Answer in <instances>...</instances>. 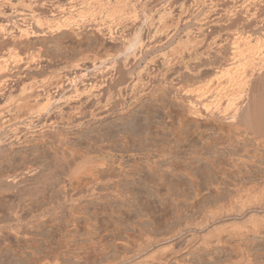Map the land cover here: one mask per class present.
Wrapping results in <instances>:
<instances>
[{
    "label": "rangeland",
    "instance_id": "rangeland-1",
    "mask_svg": "<svg viewBox=\"0 0 264 264\" xmlns=\"http://www.w3.org/2000/svg\"><path fill=\"white\" fill-rule=\"evenodd\" d=\"M38 1L0 0V28L7 29L9 33L14 31L12 33L16 35L17 28L24 29L32 26L33 17L30 15L33 14L37 19L42 20L40 21L42 27H50V25L59 24L61 20L66 21L71 18L77 21L78 25L72 23L76 24L81 36L79 39L76 38L72 31H62L52 35L45 32L46 34L34 40L30 39L32 43H25L27 40H22V44L18 47L11 40L9 41L8 37L7 41L3 40L4 43L7 42L6 44L0 42V67L5 66L4 61H7L8 66L5 73L0 74V83L1 79L7 81L3 86L2 83L0 84V89L5 87L4 91L0 92V264H91L102 260L101 264H106L105 262L109 264L110 261V264H134L140 261L138 260L140 257L143 259L142 257L146 255L138 256L136 259L130 253L125 254V248L134 246V243L143 242L148 237L152 236V239L161 241V243H154L149 248L150 250L146 251L152 253L161 251L162 246L168 243L166 239L169 240L173 232L180 235L179 239L178 235L174 237L177 239L173 240V244L181 247L190 235L196 237L197 240L204 236L210 238L214 234L216 236L218 231L220 234L222 227L223 233L218 234V239L221 241L219 246L212 241V248L204 251L202 246L198 248L196 244L184 252L166 253L164 256L166 261H164L166 264H186L185 262L202 264V260L205 264H208V261L211 262L209 264H214V261L218 259L223 260L224 254L229 250L231 252L234 246L241 245L242 248L248 249L247 252H250V257L254 258L257 264H264V192L260 191V188H264V137L259 133L261 137L255 139V135L247 127H240L238 131L233 130V133L230 132L228 134L231 135L227 136L224 130H227L228 125L234 124L235 121L228 124L230 122L219 119L206 123V121L197 119L195 122L196 119L194 121L188 116L185 109L189 98L184 95L189 93L188 91L190 93L197 91L196 89H199L197 86L201 88L204 83L208 82L206 79L217 81L218 84L211 82L215 85L212 86L215 90L221 88V83L222 86L227 85L224 76L219 81L215 76L223 72L226 65L233 62L232 60H236L235 53L237 52L238 56L239 53L249 55V59H252L249 60L251 64L254 60L255 69L264 67V43H262L264 41V0ZM118 8L121 9L122 14L113 13L114 9ZM12 26L17 28H12ZM98 28L100 32L96 33L94 30ZM109 31L116 42L107 40L110 36ZM136 34H140L142 46L136 50H132L133 47L125 50L121 40L130 41L137 36ZM261 46H263L262 49ZM17 55H20L22 59V62L18 64L15 63ZM32 57L37 61L34 65H38L33 70H31ZM100 57L106 60V67L115 66L114 70L117 71H114L115 74L111 71L108 75L104 74L107 87L102 91V100L107 99L113 93L117 94V89H123L125 84L127 105H125L123 114L117 111L119 114L114 112L104 119L92 121L89 119V121L90 112L98 113L90 105L99 95L96 87L99 85L100 75L95 73L94 65H98ZM75 65L79 68L75 69ZM117 69L121 71L118 72ZM258 73L254 74L255 78ZM55 75L58 77L56 78ZM109 75L114 79L112 82L108 81L110 80ZM194 75H200L197 78L202 77L206 81L201 79L203 82H200L199 79L195 80L196 77L194 80L190 79ZM117 76L121 77L120 80ZM65 77L68 80H76L75 89L78 93H88L80 97L79 102L64 103L70 96L75 95L74 87L67 85ZM59 83L61 87L58 86ZM22 89L23 94H21ZM214 89H210L214 92L211 100L215 99V95L218 94L216 93L218 90ZM139 93L146 95L131 106L132 102L129 101H133V96L138 97ZM259 93L262 95V91ZM47 96L53 101H58L57 106L64 112L74 114L66 115L74 120L64 116L62 120L56 118L57 121L53 124V116L43 114L37 120L28 121L26 111L29 108L36 109L38 105L45 103ZM175 97L178 98L175 100ZM87 99L90 100L87 106L83 105L82 103ZM222 101L223 99L219 104L221 110H224L226 105L221 103H226ZM18 103H21L24 109L22 106L20 108ZM26 106H29L28 109ZM79 108L80 110H77ZM241 108L242 111V105ZM261 108H264V102L258 110L256 106L253 112L258 114L261 111L263 114L264 109ZM79 111L86 115H84V120L79 116L81 114ZM128 117H134L136 121L141 119L139 123L145 127L146 133L138 131L139 138L136 131L135 137H133L134 134L125 132L112 135L104 140L100 139L98 131L102 132L109 127L108 125L120 127V123ZM76 119L84 121H81L83 125L79 128L75 126L80 122ZM142 125L139 124V128L144 129ZM201 129L204 131L200 132ZM187 131L190 132V140L182 143V146L174 143L176 133ZM140 134L143 139L140 138ZM208 141L215 142L217 146L213 144L212 149L200 151L201 145L209 143ZM71 153L73 156L75 154V158L71 156ZM68 168L72 171L71 175H68ZM28 169L33 170V174L24 175L22 179L16 177L23 171L28 172ZM14 177H16L15 182L11 183ZM233 196H240L244 204L249 200L251 208L249 205L245 206L246 210L243 209L240 216L236 214L237 212L226 215L224 211V214L221 211L220 214L224 218L209 220L212 223L207 222L208 225L205 227L203 223L206 220L207 209L209 214L217 213L220 211L218 206L220 205L221 208L225 203V208L228 209V205H232L233 210H238L235 208H239V203L243 201L240 202L239 197L236 198V205V202L230 201L231 197L234 199ZM260 200L262 204L259 203ZM252 202H254L253 206ZM51 204H54L53 207ZM215 208L218 209L217 212ZM218 215L219 213L215 214V216ZM250 216L255 221L256 218L257 221L260 220V224L257 223L260 226L256 231L251 230V225L247 224V220L250 223ZM200 221L203 227H200L202 226ZM234 224L242 225L244 229L239 231L246 232L243 235H240L242 232L238 233L239 237L224 233L229 231L230 226ZM226 227L228 229L225 231ZM214 230L218 231L214 232ZM154 232L158 234L155 235ZM130 244L132 245L128 246ZM123 255L124 257L128 255L126 257H131L132 260L129 259L125 263L119 262ZM215 264L218 263L215 262Z\"/></svg>",
    "mask_w": 264,
    "mask_h": 264
},
{
    "label": "bare ground",
    "instance_id": "bare-ground-1",
    "mask_svg": "<svg viewBox=\"0 0 264 264\" xmlns=\"http://www.w3.org/2000/svg\"><path fill=\"white\" fill-rule=\"evenodd\" d=\"M35 1V0H34ZM38 1V0H37ZM243 1V0H242ZM6 2V1H5ZM39 2V1H38ZM247 2V1H246ZM249 2V1H248ZM252 2V1H251ZM20 3V2H19ZM250 3V2H249ZM253 3V2H252ZM256 3V2H255ZM29 4H31V3H29ZM44 4V3H43ZM33 5V4H32ZM42 5V4H41ZM245 5H246V3H245ZM14 6V5H13ZM16 6V5H15ZM43 6V5H42ZM41 6V7H42ZM46 6V5H45ZM27 7V6H26ZM29 7L31 8V5H29ZM28 7V8H29ZM242 7V6H241ZM261 7V6H260ZM6 8V7H5ZM45 8V7H44ZM120 8V7H119ZM114 9V11L115 12H113V13H117V14H119L120 12H122L121 11V9ZM20 9V8H19ZM242 9V8H241ZM249 9V8H248ZM247 9V10H248ZM73 12V11H72ZM253 12V11H252ZM264 12V11H263ZM16 13V12H15ZM19 13V12H18ZM21 13V12H20ZM32 13H33V11H32ZM61 13V12H60ZM254 13V12H253ZM8 14V13H7ZM38 14V13H37ZM120 14H122V13H120ZM247 14H249V13H247ZM56 15V14H55ZM33 17V19H31L33 22H32V26H27V28H24V29H21V28H15V27H13L12 26V28H15L16 29V35H14L12 32H14V31H11L10 33L7 31V29H5V28H3V29H1L0 31V42H3V40L4 39H6L7 37L8 38H10V39H8L9 41L11 40V42L12 43H14L15 45H16V47H18L20 44H22L21 43V41L22 40H27V41H25V43H27V42H29V43H32V42H30V39H35V38H37L38 36H42V35H44V33L46 32V33H49V35L51 34H54V33H61L62 31H72V33L74 34V36L76 37V38H78L79 39V36H81L79 33V31H78V27L76 26V24L78 25V23H76L77 21H73V19H68V20H66V21H60V23L58 24L57 22V24H54L53 26H51L50 25V27H42V22H40V21H42L41 19L39 20V19H37V17H35V16H33V14L32 15H30V17ZM86 16V15H85ZM122 17V16H121ZM135 17V16H134ZM79 18H81V17H79ZM121 19V18H120ZM9 20V19H8ZM82 20V19H81ZM247 20H249V19H247ZM128 21V20H127ZM232 21V20H231ZM249 21H251V20H249ZM13 22V21H12ZM25 22V21H24ZM72 22H74V23H76V24H73ZM81 22V21H80ZM79 22V23H80ZM135 22V21H134ZM44 23V22H43ZM232 23H233V21H232ZM12 24V23H11ZM14 25H15V23H13ZM16 24H17V22H16ZM112 24V23H111ZM1 25V24H0ZM8 25V24H7ZM18 25H20V24H18ZM31 25V24H30ZM215 25V24H214ZM44 26V25H43ZM118 26V25H117ZM24 27H26V26H24ZM79 27H80V24H79ZM108 27V26H107ZM116 27V26H115ZM221 27V26H220ZM112 28V27H111ZM64 29V30H63ZM80 29V28H79ZM264 29V28H263ZM9 30V29H8ZM110 30V29H109ZM91 31V30H90ZM96 33H98V31H99V28H98V30L97 29H95L94 30ZM111 31V30H110ZM110 31H109V35H110ZM100 32V31H99ZM45 33V34H46ZM106 33V32H105ZM135 34V33H134ZM71 35V34H70ZM119 35V34H118ZM137 35V34H136ZM135 35V36H136ZM140 34H138L136 37H134V38H132V39H130V41L129 40H124V39H122L121 40V43H123L122 44V46L124 47V49L126 50V48L127 49H129L130 47L132 48V50L134 49V50H136V49H138V48H140L141 46H142V41H141V39H140V36H139ZM204 35V34H203ZM100 36V35H99ZM114 36H116V35H114ZM206 36V35H205ZM44 37V36H43ZM50 37V36H49ZM65 37V36H64ZM74 37V38H75ZM51 38H53V37H51ZM107 38V37H106ZM117 38V37H116ZM119 39V38H118ZM117 39V40H118ZM128 39V38H127ZM108 41H110V42H116V41H114V40H116V39H114L113 38V36H108V39H107ZM208 40V39H207ZM4 41H7V39L6 40H4ZM36 41V40H35ZM58 41V40H57ZM248 41V40H247ZM34 42V41H33ZM59 42V41H58ZM79 42H80V40H79ZM89 42H91V41H89ZM244 42V41H243ZM7 43V42H6ZM6 43H2V44H6ZM28 43V44H29ZM56 43V42H55ZM206 43V42H205ZM262 43H264V41H262ZM10 44V43H9ZM8 44V45H9ZM35 44V43H34ZM33 44V45H34ZM88 44V43H87ZM113 44V43H112ZM237 44V43H236ZM235 44V45H236ZM242 44V43H241ZM26 45V44H25ZM29 47H31L30 45H28ZM38 46V45H37ZM102 46V45H101ZM9 47V46H8ZM24 47V46H23ZM207 47V46H206ZM260 47V46H259ZM262 47L263 46H261V49H262ZM12 48V47H11ZM198 48V47H197ZM205 48V47H204ZM235 48V47H234ZM248 48V47H247ZM5 49V48H4ZM18 49V48H17ZM249 49V48H248ZM258 49V48H257ZM264 49V48H263ZM15 50V49H14ZM124 50V51H125ZM130 50V49H129ZM243 50V49H242ZM253 50V49H252ZM199 51V50H198ZM200 51H202V50H200ZM232 51V50H231ZM230 51V52H231ZM16 52V51H15ZM122 52V51H121ZM130 52V51H129ZM128 52V53H129ZM139 52V51H138ZM135 53V52H134ZM215 53V52H214ZM248 53V52H247ZM258 53V52H257ZM108 54V53H107ZM122 54V53H121ZM188 54V53H187ZM213 54V53H212ZM238 54V52L237 53H235V59L236 60H232L231 62L232 63H229V65L227 66L226 65V69H224L223 70V72L221 71L220 72V74L219 75H216L215 77H217V80L219 81V79H222L223 78V76H224V79H226L225 81H226V83L225 84H227V85H225V86H222L221 84H220V86H221V88L218 90V89H214V88H212V86L215 84V83H217V81H215L214 82V80H212V79H209V80H212V81H209L208 79H206L208 82H206V84L204 83V85H203V83H202V87L200 88L199 86H197V88H199V89H196L197 91H192L193 92V94H192V92L190 93V91H188L189 93H185L184 95H185V97L187 96V98H189V99H187V101H186V107H185V109L187 110V113H188V116H190L191 118H193V120L195 121V119H196V121L195 122H197V119L199 120H202V121H206V123H207V121L208 122H210V120H212V121H214L215 122V120H219V119H223V121H227V122H230V123H228V124H231V122H234V124L232 123L231 125H228L229 126V128L227 129V130H224V131H226V133H227V136H230L228 133H230V132H232L233 130L234 131H238L239 130V128L240 127H247L248 129H250V131H251V133L253 134V135H255V139L256 138H259V137H261L260 135H259V133L264 137V113L263 114H261V111H260V113H258V114H255L253 111H254V109L256 108V106H257V110L262 106V104H263V102H264V67L262 66V68H258V69H255V63H254V60L252 61V64H251V61H249V60H252V59H249L250 58V56L249 55H243L242 53H239V56L237 55ZM15 55V54H14ZM13 55V56H14ZM52 55V54H51ZM110 55V54H109ZM214 55V54H213ZM212 55V56H213ZM217 55V54H216ZM234 55V54H233ZM263 55V54H262ZM41 56V55H40ZM86 56V55H85ZM132 56V55H131ZM201 56V55H200ZM31 57V56H30ZM84 57V56H83ZM96 57V56H95ZM117 57H119V56H117ZM191 57V56H190ZM199 57V56H198ZM198 57H197V59H198ZM203 57V56H202ZM206 57V56H205ZM238 57H239V59H238ZM256 57V56H255ZM262 57V56H261ZM16 60H15V63L16 64H18L19 62H22V59H21V57H20V55H17L16 57ZM37 58V57H36ZM111 58V57H110ZM121 58V57H120ZM216 58V57H215ZM229 58V57H228ZM251 58H252V56H251ZM257 58V57H256ZM264 58V57H263ZM14 59V58H13ZM118 59V58H117ZM233 59H234V57H233ZM184 60V59H183ZM187 60V59H186ZM201 60H202V58H201ZM205 60V59H204ZM261 60V59H260ZM4 61V60H3ZM36 60H35V58L34 57H32V60H31V63L33 64V66H31V70H33L34 68H36L37 66H35L34 64L37 62H35ZM99 61V63H98V65L97 66H95L94 64V71H95V73L97 74V75H100V79H99V85H98V87H96V88H98V90H99V95L98 96H96L95 97V99L93 100V103H91V105L90 106H92L93 107V109L95 108L96 109V111L98 112V113H96L95 111V113L97 114H95L94 112H90V114H89V116H88V120L90 119L91 121L92 120H99V119H104L105 117H108L111 113H114V112H120L121 114H123V112L125 111V105H127L126 104V101H127V95H126V85L124 84V90L122 89V88H120L121 90H119V89H117V94H114L113 93V95L111 94L108 98H107V96L105 95V97L107 98V99H104V100H102V98H101V96L103 95V93H102V91H103V89L105 88V87H107L106 86V81H107V79H105V77H104V74H107L108 75V72L109 71H111V72H114V71H116V70H114V69H116V68H114V67H112V68H109L108 66L106 67V60L104 59V60H102L101 59V57H100V59L98 60ZM111 61V60H110ZM135 61V60H134ZM206 61V60H205ZM30 62V61H29ZM194 62H195V60H194ZM193 62V63H194ZM197 62V61H196ZM207 62V61H206ZM209 62V61H208ZM256 62V61H255ZM260 62V61H259ZM259 62H257V63H259ZM4 63H5V66L3 65L2 67H0V74H2V73H5V71L8 69L7 67V61H4ZM108 63V62H107ZM199 63V62H198ZM200 63H201V61H200ZM210 63V62H209ZM224 63V62H223ZM16 64H14V65H16ZM112 64V63H111ZM172 64V63H171ZM189 64V63H188ZM203 64V63H202ZM219 64V63H218ZM236 64H240V65H236ZM57 65V64H56ZM128 65V64H127ZM195 65H196V63H195ZM201 65V64H200ZM207 65V64H206ZM257 65V64H256ZM1 66V65H0ZM42 66V65H41ZM210 66H212V65H210ZM209 66V67H210ZM20 67H21V65H20ZM46 68H47V66H45ZM196 67V66H195ZM198 67V66H197ZM204 67V66H203ZM208 67V68H209ZM215 67V66H214ZM30 68V67H29ZM43 68V67H42ZM79 68V66L78 65H75V69H78ZM190 68V67H189ZM199 68V67H198ZM207 68V67H206ZM219 68V67H218ZM238 68V69H237ZM18 69V68H17ZM23 69V68H22ZM56 69V68H55ZM200 69H201V67H200ZM217 69V68H216ZM263 69V70H262ZM43 70H44V68H43ZM54 70V69H53ZM118 70V72H120L121 70H119V69H117ZM124 70V69H123ZM196 70V69H195ZM222 70V69H221ZM52 71V70H51ZM178 71V70H177ZM201 71V70H200ZM202 71H203V69H202ZM205 71V70H204ZM117 72V71H116ZM174 72V71H173ZM187 72V71H186ZM207 72V71H206ZM256 72L258 73V75H257V78H255L256 76H254V74H256ZM85 73V72H84ZM110 73V72H109ZM192 73V72H191ZM196 73V72H195ZM36 74V73H35ZM114 74H115V72H114ZM113 74V77H115V75ZM122 74V73H121ZM123 74H124V72H123ZM197 74V73H196ZM200 74V73H199ZM203 74V73H202ZM213 74V73H212ZM7 75V74H6ZM59 75V74H58ZM141 75V74H140ZM148 75V74H147ZM205 75V74H204ZM209 75V74H208ZM211 75V74H210ZM45 76V75H44ZM56 76V75H55ZM60 76V75H59ZM78 76V75H77ZM82 76H84V75H82ZM120 76V75H119ZM167 76V75H166ZM186 77H187V75H185ZM198 76H200V75H197V76H195L194 75V77L193 76H191V77H193V78H190V79H193L194 80V78L196 77V79L195 80H198L199 78H197ZM213 76V75H212ZM58 76H56V78H57ZM152 77V76H151ZM173 77V76H172ZM175 77V76H174ZM190 77V76H189ZM214 77V78H215ZM20 78V77H19ZM47 78V77H46ZM77 78V77H76ZM109 78H110V80L108 79V81L109 82H112L114 79H112V76L111 75H109ZM117 78H119L118 76H117ZM121 78V77H120ZM120 78H119V80H120ZM123 78V77H122ZM165 78V77H164ZM202 80H203V78L202 77H200ZM208 78V77H207ZM210 78V77H209ZM18 79V78H17ZM52 79V78H51ZM54 79V78H53ZM65 79L67 80H65L66 82H67V85L68 84H70V85H72L73 87H74V91L75 92H73V93H75V95H73V96H70L68 99H66V101L64 102V103H68V102H70V101H78L79 102V99H80V97L82 98V96L84 97L86 94H88V93H78L77 92V89H75L76 88V80L75 79H72V80H68L66 77H65ZM80 79V78H79ZM82 79V78H81ZM189 79V80H190ZM201 79H199L198 81H202ZM2 80V86L3 85H5V83L7 82V81H3L4 79H1ZM11 80V79H10ZM16 80V79H15ZM28 80V79H27ZM35 80V79H34ZM46 80V79H45ZM55 80V79H54ZM98 80V79H97ZM122 80V79H121ZM183 80V79H182ZM192 80V81H193ZM206 80H203V81H206ZM9 81V80H8ZM56 81H58V80H56ZM116 81V80H115ZM172 81V80H171ZM181 81V80H180ZM202 81V82H203ZM224 81V82H225ZM53 82V81H52ZM59 82V81H58ZM62 82V81H61ZM60 82V83H61ZM82 82V81H81ZM119 82V81H118ZM188 82V81H187ZM211 82H214V84H211ZM221 82V81H220ZM223 82V81H222ZM0 83V84H1ZM22 83V82H21ZM42 83V82H41ZM59 83V84H60ZM122 85H123V80H122ZM120 83V84H121ZM183 83V82H182ZM195 83H196V81H195ZM58 84V86L59 87H61L62 85V83L59 85ZM113 84V83H112ZM116 84H118V83H116ZM152 84V83H151ZM198 83H196L195 85H197ZM200 84V83H199ZM218 84V83H217ZM111 85V84H110ZM114 85V84H113ZM201 85V84H200ZM7 86V85H6ZM15 86V85H14ZM26 86V85H25ZM83 86V85H82ZM119 86V85H118ZM131 86V85H130ZM136 86V85H135ZM148 86V85H147ZM215 86V85H214ZM213 86V87H214ZM29 87V86H28ZM32 87V86H31ZM47 87V86H46ZM56 87H57V85H56ZM59 87H57V88H59ZM72 87V88H73ZM111 87V86H110ZM113 87V86H112ZM137 87V86H136ZM217 87V86H216ZM25 88V87H24ZM54 88V87H53ZM95 88V87H94ZM114 88V87H113ZM133 88H135L134 87V85H133ZM179 88V87H178ZM193 88V87H192ZM4 89H5V87H2L1 89H0V92L3 90L4 91ZM46 89V88H45ZM71 89V88H70ZM92 89V88H91ZM127 89H128V87H127ZM144 89V88H143ZM148 89V88H147ZM189 89V88H188ZM210 89H214L215 91H217L218 90V92H216V93H218V94H216L215 95V99H210V98H212V93H214V92H212L213 90H210ZM10 90V89H9ZM47 90V89H46ZM61 90V89H60ZM68 90V89H67ZM113 90V89H112ZM119 90V91H118ZM134 90V89H133ZM133 90H132V93H133ZM192 90V89H191ZM79 91V90H78ZM110 91V90H109ZM170 91V90H169ZM262 91V95H260L261 93H259V92H261ZM31 92V91H30ZM55 92H56V89H55ZM88 92V91H87ZM106 92V91H105ZM113 92V91H112ZM135 92V91H134ZM157 92V91H156ZM172 92V91H171ZM195 92V93H194ZM231 92V93H230ZM2 93V92H1ZM0 93V94H1ZM24 93V90L22 89V93L21 94H23ZM27 93V92H26ZM48 93V92H47ZM46 93V94H47ZM108 93V92H107ZM124 95H123V94ZM228 93H230V94H228ZM33 94V93H32ZM69 94V93H68ZM137 94V93H136ZM140 94V93H139ZM166 94V93H165ZM173 94V93H172ZM226 94H228V95H226ZM97 95V94H96ZM130 95V94H129ZM144 95H146L145 93H141L140 95H138V97L136 96V97H134L133 96V101H129V102H132L131 103V106L132 105H135V103L137 102V100H139L141 97H143ZM194 97H193V96ZM31 96V95H30ZM39 96V95H38ZM46 96V95H45ZM44 96V97H45ZM88 96V95H87ZM92 96V95H91ZM132 96V95H131ZM150 96V95H149ZM152 96V95H151ZM154 96V95H153ZM174 96V95H173ZM263 98H262V97ZM12 97V96H11ZM37 97V96H36ZM48 97V96H47ZM53 97V96H52ZM90 97V96H89ZM89 97H88V99H89ZM92 97H94V96H92ZM103 97V96H102ZM190 97H191V99H190ZM193 97V98H192ZM33 98H34V96H33ZM132 98V97H131ZM152 98V97H151ZM178 98V97H177ZM176 97H175V100L177 99ZM86 100V101H84L82 104L83 105H86L87 103H88V101H90V100ZM91 99V98H90ZM221 99H223V101H225V103L226 104H224V103H221L222 105H226L225 107H224V110L222 111L221 110V108H220V101H221ZM22 100V99H21ZM174 100V101H175ZM181 100V99H180ZM247 100V104H245L244 105V102ZM14 101V100H13ZM26 101V100H25ZM24 101V102H25ZM36 101V100H35ZM42 101V100H41ZM82 101V100H81ZM178 101H179V99H178ZM222 101V102H223ZM20 102V101H19ZM29 102V101H28ZM185 102V101H184ZM215 102V103H214ZM57 103H59L58 101H53V100H51V98H47L46 100H45V103H41L40 105H38L37 107H36V109H33L32 110V108L30 109L29 108V110H27L26 111V113H27V115H28V117H27V120L28 121H30V119L31 120H37L38 118H40L41 117V115H43L44 114V116L46 115V116H50V115H52L53 116V119H54V122H53V124L55 123V121H57L58 119L59 120H62V119H64V116H68V114L69 113H66V112H64L63 110H62V108H60V107H58L57 106ZM182 103V102H181ZM18 104H20V108H21V106L23 107V105L21 104V103H18ZM26 103H24V105H25ZM129 104V103H128ZM258 104V105H257ZM16 105V104H15ZM31 105V104H30ZM56 105V106H55ZM82 105V106H83ZM130 105V104H129ZM241 105L243 106V110L241 111L240 110V108H241ZM80 106V105H79ZM87 106V105H86ZM176 106V105H175ZM18 107V108H19ZM27 107V106H26ZM29 107V106H28ZM28 107H27V109H28ZM91 107V108H92ZM17 108V109H18ZM35 108V107H34ZM76 108H78V107H76ZM80 108H81V106H80ZM80 108L79 109H77V110H80ZM129 108V107H128ZM17 109H15V110H17ZM23 109H24V107H23ZM23 109H21L22 111H23ZM64 109V108H63ZM87 109V108H86ZM242 109V108H241ZM261 109H264V108H261ZM35 110V111H34ZM72 110V109H71ZM70 110V111H71ZM74 110V109H73ZM129 110V109H128ZM249 110H250V112L252 111L253 113H250L249 112ZM20 111V110H19ZM75 111V110H74ZM81 111H82V109H81ZM126 111H127V108H126ZM174 111V110H173ZM172 111V112H173ZM175 111H177L176 109H175ZM263 111V110H262ZM17 112H18V110H17ZM21 112V111H20ZM72 112V111H71ZM80 112V111H79ZM89 112V111H88ZM117 112V113H118ZM170 112V111H169ZM241 112V113H240ZM23 113V112H22ZM77 113V112H76ZM75 113V114H76ZM81 114L79 115V113H78V115L80 116V117H82V120H84V118H85V114L83 113V112H80ZM72 114V113H71ZM69 114L70 116H72V115H74V114ZM119 114V113H118ZM85 115V116H84ZM88 115V114H87ZM178 115V114H177ZM66 116V117H67ZM78 116V117H79ZM181 116V115H180ZM252 116V117H251ZM65 117V118H66ZM75 117H77V116H75ZM80 117H79V119H80ZM130 117V116H129ZM127 118V119H124V121H122V123H120V127L119 126H117V125H108L109 127L108 128H105L104 130L103 129H101V130H103L102 132H99L98 131V133H100V139L102 140H104V139H107L108 137H112V135L113 136H115V134H120V133H122V134H124L125 132L126 133H128V134H134V136L133 137H135V135H136V131H137V136H138V131H141V133H143V132H145L144 130H145V127L141 124V123H139V121L141 120H139L138 121V119H137V121H136V116H135V118L133 119V118ZM169 117V116H168ZM182 117V116H181ZM251 117V118H250ZM57 118V120H55ZM68 118V117H67ZM69 118H71L72 119V117H69ZM68 118V119H69ZM185 118V117H184ZM21 119V118H20ZM144 119V118H143ZM183 119V118H182ZM72 120H74V119H72ZM77 120V122H79L78 121V119H76ZM81 120V121H82ZM89 120V121H90ZM181 120V119H180ZM179 120V121H180ZM80 121V122H81ZM142 121V120H141ZM187 121V120H186ZM50 122V121H49ZM48 122V123H49ZM66 122V121H65ZM77 123L75 126H77L78 128L81 126V125H83L82 124V122H84V121H82L81 123ZM185 122V121H184ZM187 122H189V121H187ZM222 122V121H221ZM52 123V122H51ZM137 123H139L140 124V126L142 125L143 127H144V129L142 128H139L140 126H139V124H137ZM178 123V122H177ZM190 123V122H189ZM199 123V122H198ZM203 123V122H202ZM213 123V122H212ZM216 123H218V122H216ZM69 124V123H68ZM71 124V123H70ZM183 124V123H182ZM119 125V124H118ZM185 125V124H184ZM189 125V124H188ZM199 125V124H198ZM205 125V124H204ZM3 126V125H2ZM63 126V125H62ZM167 126V125H166ZM179 126V125H178ZM187 126V125H186ZM206 126V125H205ZM212 126V125H211ZM221 126V125H220ZM226 126V125H225ZM227 126V127H228ZM68 127V126H67ZM73 127V126H72ZM71 127V128H72ZM185 127V126H184ZM188 127V126H187ZM186 127V128H187ZM219 127V126H218ZM73 128H76V127H73ZM149 128H150V126H149ZM176 128V127H175ZM186 128H185V130H186ZM195 128V127H194ZM162 129V128H161ZM171 129H173V128H171ZM177 129V128H176ZM181 129V128H180ZM188 129H190V128H188ZM209 129V128H208ZM207 129V130H208ZM217 129V128H216ZM222 129V128H221ZM225 129V128H224ZM147 130V129H146ZM151 130V129H150ZM184 130V131H185ZM202 130V129H201ZM218 130H220V129H218ZM179 131V130H178ZM204 130H202V131H200V132H203ZM224 131H223V134H224ZM154 132V131H153ZM165 132V131H164ZM172 132V131H171ZM181 132V131H180ZM222 131H220V133H221ZM262 132V133H261ZM140 133V132H139ZM146 133V132H145ZM169 133V132H168ZM175 133V132H174ZM190 133V132H189ZM188 133V131L187 132H184V133H176V137H174L173 139H174V143H179L180 145L182 144V143H186V141H188V140H190V138H189V134ZM192 133H195V132H192ZM197 133V132H196ZM217 133H219L218 131H217ZM233 133V132H232ZM237 133H239V132H237ZM118 134V135H119ZM144 134V133H143ZM142 134V135H143ZM149 133H147V135H148ZM165 134V133H164ZM214 134V133H213ZM153 135V134H152ZM163 135V134H162ZM166 135H168V134H166ZM173 135V136H174ZM203 135V134H202ZM145 136V135H144ZM149 136V135H148ZM198 136H200V135H198ZM226 136V137H227ZM233 136V135H232ZM235 136V135H234ZM16 137V136H15ZM49 137V136H48ZM158 137V136H157ZM165 137V136H164ZM172 137V136H171ZM221 137V136H220ZM223 137V136H222ZM235 137H237V136H235ZM9 138V137H8ZM60 138V137H59ZM63 138V137H62ZM128 138H130V137H128ZM138 138H139V136H138ZM140 138H142L141 137V134H140ZM166 138V137H165ZM189 138V139H188ZM201 139H202V137H200ZM206 138V137H205ZM209 138H210V136H209ZM214 139H215V137H213ZM230 138V137H229ZM64 139H65V137H64ZM143 139V138H142ZM145 139H146V137H145ZM148 139V138H147ZM164 139V138H163ZM236 139V138H235ZM50 140V139H49ZM134 140V139H133ZM137 140V139H136ZM154 140V139H153ZM159 140H160V138H159ZM158 140V141H159ZM165 140H167L168 141V139H165ZM171 139H169V141H170ZM212 140V139H211ZM232 139L230 138V141H231ZM253 140V139H252ZM48 141V140H47ZM62 141H65V140H62ZM118 141V140H117ZM140 141H141V139H140ZM155 141V140H154ZM192 141V140H191ZM201 141V140H200ZM237 141V140H236ZM235 141V142H236ZM259 141V140H258ZM137 142V141H136ZM135 142V143H136ZM153 142V141H152ZM206 142V141H205ZM209 142V141H208ZM221 142V141H220ZM232 142H233V140H232ZM260 142H262V141H260ZM173 143V142H172ZM189 143H192V142H189ZM137 144V143H136ZM138 144H139V142H138ZM145 144V143H144ZM215 145V142L213 143H211V142H209V143H204L203 145H201V149H200V151L202 150L203 151V149H206V150H210V149H212L213 147H214V145ZM222 144V143H221ZM229 145H230V143H228ZM263 144V143H262ZM48 145V144H47ZM58 145V144H57ZM104 145V144H103ZM169 145V144H168ZM62 146V145H61ZM182 146V145H181ZM180 146V147H181ZM191 146V145H190ZM189 146V147H190ZM193 146H195V145H193ZM217 145H215V147H216ZM141 147V146H140ZM139 147V148H140ZM171 147V146H170ZM252 147H253V145H252ZM257 147H259L258 145H257ZM49 148V147H48ZM66 148H68V147H66ZM97 148V147H96ZM162 148V147H161ZM179 148V147H178ZM177 148V149H178ZM246 148V147H245ZM53 149V148H52ZM57 149V148H56ZM90 149V148H89ZM160 149V148H159ZM180 149V148H179ZM247 149V148H246ZM49 150V149H48ZM60 150V149H59ZM69 150V149H68ZM96 150V149H95ZM154 150V149H153ZM162 150H163V148H162ZM187 150V149H186ZM243 150H244V148H243ZM257 150V149H256ZM54 151V150H53ZM52 151V152H53ZM57 151V150H56ZM143 151V150H142ZM155 151V150H154ZM217 151V150H216ZM55 152V151H54ZM72 152V151H71ZM148 152V151H147ZM152 152V151H151ZM157 152V151H156ZM160 152V151H159ZM178 152H179V150H178ZM192 152V151H191ZM195 152V151H194ZM210 152V151H209ZM245 152V151H244ZM256 152V151H255ZM56 153V152H55ZM54 153V154H55ZM82 153V152H81ZM154 153V152H153ZM174 153V152H173ZM188 153V152H187ZM206 153H207V151H206ZM62 154V153H61ZM70 154V153H69ZM79 154V153H78ZM144 154V153H143ZM162 154V153H161ZM80 156H81V154H79ZM145 155V154H144ZM153 155V154H152ZM207 155V154H206ZM46 156V155H45ZM57 156H58V154H57ZM60 156V155H59ZM71 156H73L72 155V153H71ZM74 156H75V154H74ZM73 156V158H75ZM143 156V155H142ZM151 156V155H150ZM214 156V155H213ZM251 156H255V155H251ZM55 157V156H54ZM82 157V156H81ZM80 157V158H81ZM53 158V157H52ZM61 158H62V156H61ZM70 158H72V157H70ZM69 158V159H70ZM79 158V159H80ZM256 158V157H255ZM262 158V157H261ZM55 159V158H54ZM77 159H78V157H77ZM76 159V160H77ZM257 159V158H256ZM64 160V159H63ZM62 161V160H61ZM71 161H74L75 162V160H71ZM49 162V161H48ZM51 162V161H50ZM77 162V161H76ZM209 162V161H208ZM56 163V162H55ZM216 163V162H215ZM54 164V163H53ZM60 164V163H59ZM64 164V163H63ZM259 164V163H258ZM64 165H66V164H64ZM75 165V164H74ZM171 165V164H170ZM175 165V164H174ZM202 165V164H201ZM178 166V165H177ZM66 167V166H65ZM71 167H73V166H71ZM70 167V168H71ZM183 167V166H182ZM212 167V166H211ZM67 168V167H66ZM215 168V167H214ZM214 168H213V170H214ZM147 169H148V167H147ZM150 169H152V168H150ZM155 170H157L156 168H154ZM29 170V169H28ZM27 170V171H28ZM54 169H52V171H53ZM63 170V169H62ZM153 170V169H152ZM151 170V171H152ZM176 170V169H175ZM38 171V170H37ZM41 171V170H40ZM52 171H50V172H52ZM66 171V170H65ZM121 171V170H120ZM178 171V170H177ZM258 171V170H257ZM33 172V170H29L28 172H24L23 171V173L21 174H19L18 176H16V177H21V179H22V177L24 176V175H31V173ZM47 172V171H46ZM68 175H71V173H72V171H71V169L69 170V168H68ZM181 172V171H180ZM183 172V171H182ZM187 172V171H186ZM190 172V171H189ZM126 173V172H125ZM184 173V172H183ZM206 173V172H205ZM33 174V173H32ZM108 174V173H107ZM114 174V173H113ZM263 174V173H262ZM37 175V174H36ZM39 175H40V173H39ZM151 175V174H150ZM152 175H153V173H152ZM161 175V174H160ZM175 175V174H174ZM44 176V175H43ZM104 176V175H103ZM107 176V175H106ZM16 177H14L13 178V180H11L12 182L11 183H14L15 181V179H16ZM48 177V176H47ZM127 177V176H126ZM154 177V176H153ZM159 177V176H158ZM176 177V176H175ZM208 177V176H207ZM211 177V176H210ZM240 177V176H239ZM57 178V177H56ZM59 178V177H58ZM95 178V177H94ZM184 178V177H183ZM237 178V177H236ZM55 179V178H54ZM77 179V178H76ZM99 179V178H98ZM160 179V178H159ZM162 179V178H161ZM191 179V178H190ZM205 179V178H204ZM56 180V179H55ZM78 180V179H77ZM96 180V179H95ZM9 181H10V179H9ZM76 181V180H75ZM147 181V180H146ZM157 181V180H156ZM7 182V181H6ZM171 182V181H170ZM191 182V181H190ZM19 183V182H18ZM112 183V182H111ZM159 183V182H158ZM192 183V182H191ZM23 184V183H22ZM193 184H195V183H193ZM12 185V184H11ZM17 185V184H16ZM15 185V186H16ZM17 187V186H16ZM23 187V186H22ZM26 188H27V186H25ZM256 187V186H255ZM9 188V187H8ZM10 188H12V187H10ZM258 188V187H257ZM22 189V188H21ZM25 189V188H24ZM250 189V188H249ZM59 190V189H58ZM53 191V190H52ZM61 191V190H60ZM62 191H64V190H62ZM80 191V190H79ZM239 191H240V189H239ZM253 191V190H252ZM260 191L262 192H264V188H260ZM17 192H19V191H17ZM55 192V191H54ZM77 192V191H76ZM22 193V192H21ZM90 193V192H89ZM91 193H94V192H91ZM245 193H246V191H245ZM18 194V193H17ZM50 194V193H49ZM236 194V193H235ZM241 194V193H240ZM248 194V193H247ZM262 194V193H261ZM51 195V194H50ZM60 195V194H59ZM83 195V194H82ZM242 195V194H241ZM263 195V194H262ZM53 196V195H52ZM65 196V195H64ZM246 196V195H245ZM249 196V195H248ZM264 196V195H263ZM229 197V196H228ZM239 197V200H240V202L241 201H243V202H241V203H239V208L237 207V208H235V209H238V210H233L234 209V207L231 205L232 204V202H236L235 204L237 205V200H236V198H238ZM238 197H236V196H233V198L234 199H232V197H231V199H230V201H232V202H228V204L230 203V205L231 206H229L228 205V209L227 208H225V203L223 204L224 205V207H223V205L221 206V208H224L223 210H221V208H220V205L218 206V208H219V210L220 211H218V209H216V212L217 213H219V215L218 216H215V214L217 215V213H213V212H211L212 214H209L207 211H208V209H207V211H206V220L204 221V226L205 225H208V223L207 222H211V221H209V220H214V219H216L217 220V218H220V217H223V215H221L220 214V212L222 211V213H223V211H224V213H226V215L227 214H229V213H233V214H235L236 212V214L238 215V216H240V214H241V212H243L242 210L245 208V206H248L249 204H251V202L248 200V202H246L245 204H244V200L242 199H240V196H238ZM62 199H63V197H61ZM247 198V197H246ZM245 198V199H246ZM47 199V198H46ZM64 199H66V198H64ZM260 199H262V198H260ZM52 200V199H51ZM236 200V201H235ZM253 200V199H252ZM259 200V199H258ZM258 200H257V202H258ZM46 201V200H45ZM65 201V200H64ZM254 202H256V201H254ZM254 202H252V206L254 205L253 203ZM256 202V203H257ZM261 202V200L259 201V203ZM248 203V204H247ZM256 203H255V206H256ZM76 204V203H75ZM74 204V205H75ZM247 204V205H246ZM261 204H262V202H261ZM264 204V203H263ZM54 205V204H53ZM53 205L51 204V206L53 207ZM236 205H235V207H236ZM48 206V205H47ZM227 206V205H226ZM254 206V207H255ZM210 207V206H209ZM212 207V206H211ZM230 207V208H229ZM262 207H263V205H262ZM261 207V208H262ZM40 208V207H39ZM47 208V207H46ZM56 208V207H55ZM213 208V207H212ZM249 208H251V205H249ZM203 209V208H202ZM263 209V208H262ZM244 210H246V209H244ZM249 210V209H248ZM247 210V211H248ZM205 211V210H204ZM203 211V212H204ZM210 211H211V209H210ZM209 211V212H210ZM16 212V211H15ZM19 212V211H18ZM51 212V211H50ZM215 212V211H214ZM10 213V212H9ZM12 213V212H11ZM199 213H200V210H199ZM223 213V214H224ZM30 214V213H29ZM203 214V213H202ZM12 215H14V214H12ZM231 215V214H230ZM229 215V216H230ZM242 215V214H241ZM46 216V215H45ZM198 216V215H197ZM196 216V217H197ZM254 216V215H253ZM257 216V215H256ZM13 217V216H12ZM203 217H204V215H203ZM203 217H201V219L203 218ZM251 217V216H250ZM249 217V218H250ZM20 218V217H19ZM30 218V217H29ZM224 218V217H223ZM227 218V217H226ZM21 219V218H20ZM32 219V218H31ZM221 219V218H220ZM219 219V220H220ZM44 220V219H43ZM223 220V219H222ZM258 220H259V218H258ZM20 221V220H19ZM202 221V220H201ZM200 221V222H201ZM202 221V222H203ZM260 221V220H259ZM259 221H257V218H256V221H255V219L253 218V217H251L250 218V220H249V222L250 223H248V220H247V224H250L251 226V230H253L254 229V231H256V229H258V227L260 226L259 224H260V222ZM202 222H201V224L200 223H198V224H200V225H202V226H200V227H203V224H202ZM207 223V224H206ZM212 223V222H211ZM246 223V222H245ZM257 223H259V224H257ZM189 224V223H188ZM246 224V225H247ZM197 225V224H196ZM235 225V226H234ZM234 225H232V226H230L231 227V229H229V231L227 230L228 228L226 227V229H225V231L227 230V232H224V233H228V235L229 236H234V235H239L242 231H239L240 229L241 230H243L244 228H243V226L242 225H237L236 226V224H234ZM188 226H190V225H188ZM195 226V225H194ZM198 226V227H199ZM239 226H241V227H239ZM191 227H193V226H191ZM199 227V228H200ZM206 227V226H205ZM204 227V228H205ZM246 227V226H245ZM186 228H187V226H186ZM197 228V227H196ZM198 228V229H199ZM221 229V228H220ZM219 229V230H220ZM248 229V228H247ZM194 230V229H193ZM217 232L218 230H214V232ZM223 227H222V229L220 230V234H221V232L223 233ZM259 231V230H258ZM13 232V231H12ZM209 232V231H208ZM246 231H244V233H245ZM249 232V231H248ZM18 233V232H17ZM154 233H156V232H154ZM171 233H172V231H171ZM176 233V234H175ZM173 232V235L172 234H170V235H172L171 236V238H169V240L168 239H166V241H168V243H167V245H164V246H162V250L161 251H154V252H152V253H147L148 252V249L150 248V247H152L151 245H153L154 243L156 244L157 242H159L158 240H160V239H156V240H154V239H152V236L151 237H148V235H147V237L148 238H146V240H144L143 242H137V241H135V242H137V244L136 243H134L135 245L134 246H132V247H127V248H125L126 250V253L125 254H131L132 256H134V257H136V259H138V256H141V255H146L145 257L143 256L142 258L143 259H138V260H140V261H137L136 263L134 262V264H150V263H154V264H166V260H165V254L166 253H169V252H171V253H173V254H176V253H178V252H184V251H186V250H189V248L191 247V246H195L196 244H197V247L198 246H202L203 247V250L204 251H206V250H209L210 248H212V245H213V243H212V241L214 242V244L216 245V246H219L220 245V243H221V241L218 239V236L220 235L219 234V231L216 233L217 235L215 236V234L214 235H212L210 238H206L205 236L204 237H200V239H198L197 240V238L196 237H193L192 235H190V238L189 239H187L186 241H185V243H184V245L183 246H175V244H173V240H175V239H179L180 237V235H178L177 234V232ZM231 235H230V234ZM239 233V234H238ZM243 232L240 234V235H243L244 234ZM16 234V233H15ZM148 234V233H147ZM158 234V232L155 234V235H157ZM180 234V233H179ZM209 234H211V233H209ZM219 234V235H218ZM142 235V234H141ZM176 235H178V237L176 236ZM227 235V236H228ZM177 237V238H174V237ZM192 236V237H191ZM239 237V236H238ZM142 238H143V236H142ZM167 238V237H166ZM141 239V238H140ZM232 239V238H231ZM230 240V239H229ZM170 241H172V242H170ZM177 241V240H176ZM165 242V241H164ZM179 242V241H178ZM133 243V242H132ZM159 243H161V241L159 242ZM227 243L229 244V242L227 241ZM226 243V244H227ZM177 244V243H176ZM132 244H130V245H128V246H131ZM181 245V244H180ZM222 245V244H221ZM224 245V244H223ZM237 245H240V244H237ZM229 246V245H228ZM194 248V247H193ZM199 248V247H198ZM197 248V250H200V249H198ZM228 248V247H227ZM124 249V248H123ZM160 249V248H159ZM150 250V249H149ZM196 249H194V251H195ZM202 250V251H203ZM232 251L230 252V250L228 251V253H226V254H224L225 256L222 258L223 260H216V261H214V264H215V262H217L218 264H257V262H256V260L254 259V258H251L250 257V255H249V253L247 252L248 251V249H245V247L244 248H242V246L240 245V246H234V248L233 249H231ZM122 251H124V250H122ZM147 251V252H146ZM193 251V250H192ZM201 251V250H200ZM204 251H203V253H204ZM199 252V251H198ZM226 251H224V253H225ZM230 252V253H229ZM201 253V252H200ZM232 254H233V256H232ZM122 256V255H121ZM126 256H128V255H126ZM124 257V255H123V258H122V260H120L119 262H126V261H129V259H131L132 260V258L131 257ZM117 257V256H116ZM218 257V256H217ZM220 257V256H219ZM256 258V257H255ZM213 259V258H212ZM212 259H210V260H212ZM100 260V259H99ZM165 260V261H164ZM205 260V259H204ZM103 261V260H102ZM102 261H99L100 262V264H101V262ZM188 261H190V260H188ZM208 261V260H207ZM213 261V260H212ZM98 261H97V263H99ZM116 263L118 262V261H115ZM182 262V261H181ZM264 262V261H263ZM56 263V262H55ZM93 263V262H92ZM91 263V264H92ZM96 262L94 261V263L93 264H95ZM96 263V264H97ZM106 264H107V262H105ZM110 263H111V261H110ZM109 263V264H110ZM186 264H187V262H185ZM201 263L202 264H205V263H203L202 262V260H201ZM209 263H211L210 261H208V264ZM104 264V263H103ZM119 264H121V263H119ZM132 264V263H131ZM176 264H184V263H176ZM190 264V263H189ZM207 264V263H206ZM261 264V263H260Z\"/></svg>",
    "mask_w": 264,
    "mask_h": 264
}]
</instances>
